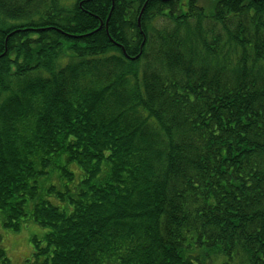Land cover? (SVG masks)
<instances>
[{
    "label": "trees",
    "instance_id": "16d2710c",
    "mask_svg": "<svg viewBox=\"0 0 264 264\" xmlns=\"http://www.w3.org/2000/svg\"><path fill=\"white\" fill-rule=\"evenodd\" d=\"M211 1L0 0V230L46 229L28 264H264V0Z\"/></svg>",
    "mask_w": 264,
    "mask_h": 264
},
{
    "label": "rangeland",
    "instance_id": "374dc122",
    "mask_svg": "<svg viewBox=\"0 0 264 264\" xmlns=\"http://www.w3.org/2000/svg\"><path fill=\"white\" fill-rule=\"evenodd\" d=\"M198 2L204 7L206 12L211 13L213 11V2L211 0H198ZM71 169L76 172V177H78V169L75 166ZM45 230L33 221L28 222L16 231L0 230L4 248L11 264H28V260L33 253L31 241L35 236L42 235ZM221 261L222 259H217L211 264H221Z\"/></svg>",
    "mask_w": 264,
    "mask_h": 264
}]
</instances>
